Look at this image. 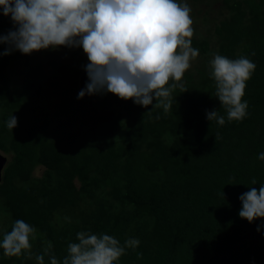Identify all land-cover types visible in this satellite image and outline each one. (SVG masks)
<instances>
[{
	"label": "trees",
	"instance_id": "trees-1",
	"mask_svg": "<svg viewBox=\"0 0 264 264\" xmlns=\"http://www.w3.org/2000/svg\"><path fill=\"white\" fill-rule=\"evenodd\" d=\"M192 2H220L224 17L213 18L206 33L197 34L193 23L199 56L167 113L153 107L155 99L144 107L107 91L68 94L51 113L40 98L42 80L12 81L11 65L29 54L0 55V152L8 158L0 240L17 219L36 229L31 259L0 249V264H37L35 254L48 241L62 264L80 231L114 236L121 245L139 239L118 264H264V218L250 223L239 216L240 195L264 184L258 159L264 152V0ZM15 27L0 9V35ZM8 47L0 44V53ZM217 53L256 64L242 98L248 102L243 120L229 122L215 96L209 62ZM211 110L225 116L223 126L207 119ZM12 115L18 123L10 130ZM40 165L45 169L37 176Z\"/></svg>",
	"mask_w": 264,
	"mask_h": 264
},
{
	"label": "clouds",
	"instance_id": "clouds-1",
	"mask_svg": "<svg viewBox=\"0 0 264 264\" xmlns=\"http://www.w3.org/2000/svg\"><path fill=\"white\" fill-rule=\"evenodd\" d=\"M0 9L16 25L15 30L0 35V44L9 45L0 55L13 50L31 54L61 46L83 48L89 60L85 65L89 80L78 98L107 91L144 107L153 105L155 99L153 107L167 113L173 91L183 88L182 77L199 56V50L192 47L191 7L180 0H0ZM209 64L215 96L227 120H243L248 102L242 98L256 64L246 56L230 59L218 53ZM206 116L211 122L225 124V116L218 110L206 111ZM17 123L12 115L6 125L12 130ZM258 159L264 161V152ZM239 199L241 218L250 223L264 218V184L259 189L251 187ZM35 234L32 225L15 220L0 240L3 255L27 254L31 259ZM77 241L68 244L62 264H118L127 248L135 250L140 243L129 238L121 245L114 236L86 231L77 233ZM51 248L48 241L43 253L35 254L37 264H45L46 255L50 264H61Z\"/></svg>",
	"mask_w": 264,
	"mask_h": 264
},
{
	"label": "rangeland",
	"instance_id": "rangeland-1",
	"mask_svg": "<svg viewBox=\"0 0 264 264\" xmlns=\"http://www.w3.org/2000/svg\"><path fill=\"white\" fill-rule=\"evenodd\" d=\"M186 1L192 10L190 16L198 27L196 28L198 29L197 34L206 33V29L213 18L220 21L224 17L220 2H215L211 6H207L204 3L196 6L192 0ZM88 63L87 54L82 47L61 46L59 48L33 51L28 56H22L11 65L9 71L12 81L17 82L19 85L34 77L42 80L44 89L40 98L45 100L47 110L53 113L59 99L69 96L68 94L71 93L77 96L82 87H86L87 79L89 80V78L85 65ZM55 71L62 72H60L59 78L53 81ZM74 89L78 90V92L75 93ZM86 96L89 97L91 95L86 94ZM38 113L41 116L45 114L42 108L38 110ZM44 169L45 167L42 165L37 166L34 174L40 176ZM2 224L3 221L0 222V227H2Z\"/></svg>",
	"mask_w": 264,
	"mask_h": 264
},
{
	"label": "water",
	"instance_id": "water-1",
	"mask_svg": "<svg viewBox=\"0 0 264 264\" xmlns=\"http://www.w3.org/2000/svg\"><path fill=\"white\" fill-rule=\"evenodd\" d=\"M82 89L84 88L82 87ZM7 159V156L0 152V182L2 181L3 169L7 163Z\"/></svg>",
	"mask_w": 264,
	"mask_h": 264
},
{
	"label": "flooded vegetation",
	"instance_id": "flooded-vegetation-1",
	"mask_svg": "<svg viewBox=\"0 0 264 264\" xmlns=\"http://www.w3.org/2000/svg\"><path fill=\"white\" fill-rule=\"evenodd\" d=\"M87 81H88V79H87ZM84 88V87H83Z\"/></svg>",
	"mask_w": 264,
	"mask_h": 264
}]
</instances>
